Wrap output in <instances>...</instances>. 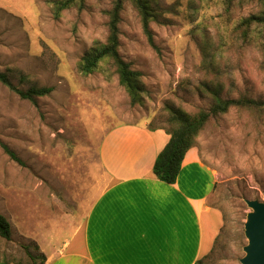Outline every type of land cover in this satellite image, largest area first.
<instances>
[{"label":"rangeland","instance_id":"obj_1","mask_svg":"<svg viewBox=\"0 0 264 264\" xmlns=\"http://www.w3.org/2000/svg\"><path fill=\"white\" fill-rule=\"evenodd\" d=\"M48 1L0 0V73L22 91L53 88L33 104L0 83V214L11 234L0 239V257L23 264V246L38 254V243L45 250L60 245L82 224L104 186L98 152L110 131L125 125L164 131L172 126L170 107L191 116L207 110L213 97L205 82L220 85L223 100L264 101V53L232 34L241 19L262 10L255 0L235 3L229 13L224 0H157L160 16L149 24L155 49L125 2L118 52L142 74L146 90L133 106L110 61L87 76L78 71L82 56L106 41L112 0H86L82 10L69 8L58 19ZM192 148L214 175L207 205L221 215L213 224L203 219L204 255L218 236L204 264H240L244 200L264 202V110L231 107L210 118Z\"/></svg>","mask_w":264,"mask_h":264},{"label":"crops","instance_id":"obj_2","mask_svg":"<svg viewBox=\"0 0 264 264\" xmlns=\"http://www.w3.org/2000/svg\"><path fill=\"white\" fill-rule=\"evenodd\" d=\"M168 140L160 129L110 131L98 152L104 186L70 240L47 250L38 243L44 264H194L204 256L203 219L221 217L207 205L215 178L190 148L174 184L156 179L152 166Z\"/></svg>","mask_w":264,"mask_h":264},{"label":"trees","instance_id":"obj_3","mask_svg":"<svg viewBox=\"0 0 264 264\" xmlns=\"http://www.w3.org/2000/svg\"><path fill=\"white\" fill-rule=\"evenodd\" d=\"M85 1L86 0H51L48 2L52 8L53 18L58 19L61 13L69 8L76 7L78 10H82L85 6ZM242 1L251 0H224L225 11L229 13L232 5ZM255 1L259 2L262 10L256 15H250L241 19L235 26L232 34H237L236 38L241 40L244 45L255 43L264 53V0ZM125 2H129L137 11L147 41L150 46L155 49L149 24L151 22H158L161 12L159 2L157 0H112V6L106 13L108 16V35L106 41L105 43H95L94 46L82 56L78 64V71L81 75L87 76L97 71L101 63L110 61L115 67L119 84L126 91L130 104L133 106L142 101L146 90L141 80L142 74L139 71L132 70L130 64L125 62L118 52V26ZM0 83L16 93L21 99L28 100L33 104H35L38 98L46 97L53 91L52 87H30L26 91L19 90L11 84L7 76L3 73H0ZM202 88L213 97V104L207 110L200 111L198 114L191 116L180 109L174 107L168 108L172 126L164 131L169 135V140L157 154L152 166L153 175L163 183H175L185 153L193 147L195 136L210 118L225 113L231 107L264 110V101H257L246 97L221 99L219 96L222 90L220 85H213L205 82L202 84ZM2 148L12 161L22 165L21 160L13 151L5 145H2ZM217 237L218 236L214 239L210 251L196 260L194 264H204V260L215 249ZM0 239L4 241H9L11 239L10 224L1 214ZM23 249L28 259L25 264L45 263V256L43 254H33L29 251L27 246H23ZM34 250H37L36 246H34ZM0 264L23 263L19 260L16 262H8L0 257Z\"/></svg>","mask_w":264,"mask_h":264},{"label":"water","instance_id":"obj_4","mask_svg":"<svg viewBox=\"0 0 264 264\" xmlns=\"http://www.w3.org/2000/svg\"><path fill=\"white\" fill-rule=\"evenodd\" d=\"M249 212L243 225L246 245L240 264H264V202L244 200Z\"/></svg>","mask_w":264,"mask_h":264}]
</instances>
